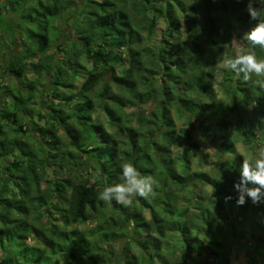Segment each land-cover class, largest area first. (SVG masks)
<instances>
[{"label":"trees","instance_id":"obj_1","mask_svg":"<svg viewBox=\"0 0 264 264\" xmlns=\"http://www.w3.org/2000/svg\"><path fill=\"white\" fill-rule=\"evenodd\" d=\"M25 1L0 3V21ZM76 3L26 8L41 18L32 22L37 31L26 27L30 45L9 58L18 93L0 81V264H190L189 255L196 264H232L230 238L249 242L247 264H264V202L238 205L234 188L243 162L237 144L264 147V89L216 69L234 36L243 38L241 27L256 23L248 0H86L78 40L58 44L76 59H59L48 53L50 30ZM80 72L86 78L76 90ZM44 73L50 96L68 110L50 103L39 125L26 110ZM197 129L220 152L212 171L193 169V154L209 163ZM127 162L156 178V197H136L131 207L99 200L104 187L122 182ZM79 172L92 179L75 178Z\"/></svg>","mask_w":264,"mask_h":264},{"label":"rangeland","instance_id":"obj_2","mask_svg":"<svg viewBox=\"0 0 264 264\" xmlns=\"http://www.w3.org/2000/svg\"><path fill=\"white\" fill-rule=\"evenodd\" d=\"M3 1L8 2V9H12V5L17 2V0H0V3L2 4ZM77 3L73 7V9L69 12H67L63 17L59 20H57V26H58V32H54V30H50V47L48 53H56L58 58H68L72 59L74 61L76 59L75 56H71V53H65L62 47H59L58 44L65 43L66 47H69L70 42L73 40H76L75 30L78 28L76 25V22L79 21L80 16H78V13L81 9V7L84 4V1L86 0H75ZM38 0H26L25 4L23 2V5L16 10H8L6 11L7 15L4 17V21L0 23V81L3 82L4 88L7 89H14L13 91H17L20 85L18 79L10 73L8 66L10 65V56L14 54L15 49L24 51V44H28L27 40L31 38V34L29 33L27 28H30L34 31H37L35 24H32V22H39L36 18L40 19L41 17L37 16V13L30 8L32 5H37ZM3 5V4H2ZM33 7V6H32ZM39 10L42 11V7L38 6ZM25 14V15H24ZM29 14L32 15L28 16ZM20 16V17H19ZM235 19H237L236 14L232 15ZM231 16V17H232ZM49 17V16H48ZM12 20H9V19ZM35 20V21H34ZM14 22V23H13ZM165 21H160L159 25V31L162 32L165 28ZM186 23L183 22V29H185ZM241 33L242 36L247 32V28L245 26L241 27ZM16 36V39L14 36ZM79 35V34H78ZM81 37V35H80ZM233 39H236L238 41H241L242 38L238 37V35H235ZM78 40V39H77ZM242 43H245L242 41ZM246 44V43H245ZM35 53V51H34ZM35 58L32 60H37L40 56V54H35ZM86 56L82 57L81 61L84 64L86 63ZM76 61V62H77ZM82 71V70H81ZM29 78L38 79V76L35 73L31 72V75ZM86 74L84 72H80L76 78H75V84H76V90L79 89V85L85 80ZM52 76L46 75L45 73L41 77V82H37V97H35L33 103L29 104L30 109L27 108L26 113L28 114L27 117H33V120H36V122L39 125H44L47 118H45V112L50 111L49 104H55V106L62 111L63 114L67 113L68 108L65 105H61V101L53 99V97L50 96L52 92L51 85ZM46 84V85H45ZM18 85V86H17ZM11 87V88H10ZM23 88V87H22ZM0 88V108L2 107V104L5 102V99L3 98V93L1 92ZM22 93L26 92L24 90H21ZM27 88V92H28ZM8 95L11 96L12 92H8ZM32 108H35L36 112L32 111ZM46 110V111H44ZM38 113L40 116H38ZM177 119V125L178 127H183L185 125V119L184 118H176ZM207 121L211 122L212 119H208ZM214 121V120H213ZM200 121L196 120L193 121L194 126H198ZM37 137L38 134H36V131L33 132ZM60 135L63 138V140L68 141V138L65 136L63 129L60 130ZM194 140L201 146V148L204 149V151L208 154V165H201L200 164V157L196 154H193V169H202V170H208L212 171L213 166L217 164L219 161V154L218 148L209 142L203 133L200 130H196L193 133ZM35 144V142H34ZM37 145V144H35ZM238 150L245 156H251L253 159L257 158L259 156V153L261 150H264V147H259L256 149H252L251 147H246L242 143H238ZM179 152V149L175 150V155H177ZM229 156V155H228ZM80 171V170H79ZM75 178H82L83 176L90 177L92 179L91 174H82V172H79L75 174ZM44 184V182H43ZM208 189V187H207ZM210 190V189H209ZM54 216L56 214L54 213ZM47 217V216H46ZM44 217V229L48 230L49 226H51V221L53 220L51 217ZM229 247L228 250L230 252L231 256V262L232 264H247L249 261V257L251 254V247L249 246H243L242 243H249L246 240L238 241L234 238H230L229 240ZM29 242L34 243L32 239H29ZM37 243V242H36ZM171 247L177 248L174 243L171 244ZM178 255H181V252H178ZM200 260L199 257H194L192 255H189L186 257V262L190 264H196V261Z\"/></svg>","mask_w":264,"mask_h":264},{"label":"clouds","instance_id":"obj_3","mask_svg":"<svg viewBox=\"0 0 264 264\" xmlns=\"http://www.w3.org/2000/svg\"><path fill=\"white\" fill-rule=\"evenodd\" d=\"M246 10L250 20L256 23L244 34L241 41L236 39L231 41L230 50L223 52L222 58L216 63V69L231 72L236 79H242L244 83H252L264 89V59L258 58L255 51L257 47L264 50V0H248ZM241 156L243 162L240 167V178L234 183L238 194L236 202L238 205H243L250 199L253 204L262 203L264 202V150H261L255 159L243 154ZM121 170L122 182L104 187L98 193L99 200L107 204L115 201L124 207H131L136 197L146 200L156 197L158 187L156 178L142 175L132 162L123 163Z\"/></svg>","mask_w":264,"mask_h":264}]
</instances>
